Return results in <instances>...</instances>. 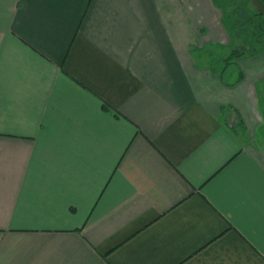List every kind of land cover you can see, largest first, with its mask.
I'll use <instances>...</instances> for the list:
<instances>
[{"label":"crops","instance_id":"1","mask_svg":"<svg viewBox=\"0 0 264 264\" xmlns=\"http://www.w3.org/2000/svg\"><path fill=\"white\" fill-rule=\"evenodd\" d=\"M230 41L215 0H0V264H264V49L212 70Z\"/></svg>","mask_w":264,"mask_h":264},{"label":"trees","instance_id":"2","mask_svg":"<svg viewBox=\"0 0 264 264\" xmlns=\"http://www.w3.org/2000/svg\"><path fill=\"white\" fill-rule=\"evenodd\" d=\"M215 3L223 12V22L231 37L227 56L210 52L206 57L205 63L217 71L243 56H256L264 49V14L254 8L252 0H215Z\"/></svg>","mask_w":264,"mask_h":264},{"label":"rangeland","instance_id":"3","mask_svg":"<svg viewBox=\"0 0 264 264\" xmlns=\"http://www.w3.org/2000/svg\"><path fill=\"white\" fill-rule=\"evenodd\" d=\"M202 60H203V61H205V60H206V58H202Z\"/></svg>","mask_w":264,"mask_h":264}]
</instances>
